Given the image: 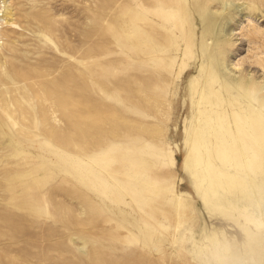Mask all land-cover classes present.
<instances>
[{
	"label": "rangeland",
	"instance_id": "374dc122",
	"mask_svg": "<svg viewBox=\"0 0 264 264\" xmlns=\"http://www.w3.org/2000/svg\"><path fill=\"white\" fill-rule=\"evenodd\" d=\"M199 1L169 0L175 37L160 47L134 26L141 0H0V76L24 80L3 89L28 99L36 80L75 101L70 120L54 108L57 140L35 97L14 114L28 117L20 150L0 137V264H264V0ZM59 152L69 174L53 168ZM38 162L68 185L36 196L2 176ZM32 199L35 217L17 209Z\"/></svg>",
	"mask_w": 264,
	"mask_h": 264
},
{
	"label": "bare ground",
	"instance_id": "6f19581e",
	"mask_svg": "<svg viewBox=\"0 0 264 264\" xmlns=\"http://www.w3.org/2000/svg\"><path fill=\"white\" fill-rule=\"evenodd\" d=\"M206 1H208V0H200L196 4V6L199 8V11L202 10L203 3L206 2ZM141 2H142V5H140V3H138V2H136L134 4L133 10H132L133 23H134V26L137 28V33H142V27L144 26L145 28L149 29V31H148V42L149 43L150 42H155L156 38H155L154 34L151 32V30L155 29V34L159 38V41L161 43V44H159V46L161 47L163 45V43H166V39L168 37H170V38H174L175 37L174 33L176 31V28H174V22L170 21L168 19V15L165 13V10L167 9L166 7L173 5V3H172L173 0H171V3L168 4V5H167V3L169 2V0H141ZM163 9H164V12H160ZM199 15L201 17L203 15V13L200 12ZM172 19H174V18H172ZM216 26H217L216 23H211V22L203 24L202 25V35H203V37L206 38L207 36H210L213 33H215L216 32ZM172 53H174V52L170 48H167V49L163 48V50H162V54L163 55H165V54L166 55H171ZM198 59L202 60L203 58H202V56H198ZM172 73H173V69L171 68L170 65L167 64V65H164L163 72L160 75L163 78V76L169 75V74H172ZM188 73L189 72H187V74ZM158 75H159V73L155 74L156 77ZM62 77H63V82L61 83L60 86L62 88H66L65 92H63V93L65 95H67V91L69 90L68 87H69V84H70L71 80L68 79V76H66L65 74H63ZM20 80H22V82L24 81L23 78L20 77V76H15V77L13 76V78H10L9 76H5V75H1L0 76V111H1L0 112V117H1L0 118V135H1L0 137H8L13 142L14 147H16L17 149L20 150V145L18 144V142L20 140H22L23 137H26L24 135H28L29 134L28 132H25L24 131L25 129H23L20 126V122L24 123L23 120L24 119H28V117H24V118L20 117V119H18L17 117H15L14 114L17 113V111H19V112H21V116H27L28 113H24L23 110H25L26 106H28L29 104L33 103L32 98L35 97L38 101H40L44 105L43 108H45L48 111L52 110V111H50V113L51 114L53 113L49 118H47V119L43 118V119H45L43 122H45V127H46L45 128V132H43L44 135L47 138H53L54 140H57V136L59 134H61L62 131H58L57 128H56V125L54 124L55 119H56L54 113H57L56 111H54V108L58 107L59 108L58 110L61 112L62 117L64 119H68L69 118V120H70V115H69L70 103H74L75 101L72 98H70V97H67V96H64V95H61V94L58 95L59 92H57L54 89H51V90L45 92L44 91L45 90V86H41L40 87V85L37 83L36 80H35V82L33 81V84H32L33 93L26 92L27 94L32 95V96H28V99H25V98H22V99L21 98H17L16 99L15 98V96L19 95L20 92L22 91V89L20 87L19 88L11 87L12 88L11 90L3 89V87L6 86V85H10V86L11 85L12 86L13 85H19L18 82ZM135 80L138 81L137 75H136ZM76 82H77V80H76ZM80 82H79V84H78V82L76 83L77 86H80ZM156 84H159V83H156ZM49 85L51 87L52 86L58 87V84L55 81H53V80L49 82ZM36 86H37V88H36ZM149 87H150V84L147 83V82H144L143 84H141V87L138 88V91L139 92H142V90L145 91ZM177 88H178V86H177ZM76 93H80V92L77 91ZM79 96H81V95H79ZM8 98L10 100H8ZM12 98H14V99H12ZM150 99L154 100L155 97L152 96V97H150ZM76 100L81 101L83 103L85 102L83 99L78 97V95L76 96ZM154 102H156V101H154ZM158 102L159 103L155 104L156 107H158V105L161 104L162 101L160 100ZM15 105L18 106V109H16ZM107 111L109 112V110H107ZM103 112L105 113L106 111L104 110ZM108 112H106L107 114L106 113L105 114L106 115H108V114L110 115L111 112L110 113H108ZM183 113L187 114L188 112H187V110H183ZM111 116H113V115L111 114ZM105 121H106V119H105ZM102 123H101V125H103ZM114 128L115 127L112 128L113 131H116ZM146 131H147V129H146ZM157 133H158L157 130L151 132V134H153V135H155ZM116 135H117V133H116ZM88 136H91V132L90 131L88 132ZM10 140H8V141L10 142ZM8 141L6 140V143H8ZM62 145L65 146V147H70L71 146V144L70 145H66L63 142H62ZM73 145L74 146H78L77 143H74ZM252 149H253V153H256V152H259L260 148L258 147V144H254ZM18 153H19V151H18ZM50 157L52 158L50 161L54 164V167H53L54 169H59V170H62L64 172H67L69 174V170L70 169H69L68 156L67 155H65V154L62 155V152H59V153H57V155H50ZM1 158H3V157H0V159ZM4 159L6 160L8 158L5 157ZM263 159H264V156H263ZM27 165L28 166H24V167L15 169V170H11V169H7L6 170V168L3 169L2 170V176L4 177V180H7L8 176L11 175V174H18V175H20L19 177H17L18 181H20V182H22V181L26 182L28 180L30 181L29 182L30 183L29 188L31 190L30 194L31 195H36V196H38V192L41 191L45 186L48 187L47 185H50V183L56 182L58 180V179L53 180V179H50V178H47L48 180L45 179V176L48 174V170L44 167V163L43 162H42V164L38 162V163H32V164H27ZM10 178H12L11 181H13L14 178H16V177H12L11 176ZM58 181H59V184L68 185L69 177L65 176L64 179H61V180H58ZM6 182H10V181H6ZM46 187H45V189H46ZM20 189L23 190V189H26V188L21 186ZM43 193H45V191ZM9 195L11 196L12 192H9ZM49 195H53L54 196L55 194H53V192H52ZM48 197H47V199H48ZM102 197L103 196H100V199H102ZM86 198H87V196H86ZM89 198H90L91 202H94V199H93L94 196L93 197H89ZM50 200H51V198H50ZM40 208L42 209V207L39 205V203L37 202L36 199L35 200L34 199L29 200L28 204H23V205H18L17 206L18 210H20V211L22 210L24 212H31V213L35 212L37 209H40ZM66 208H67V206L65 207V209ZM66 210H68V209H66ZM62 211H64V209ZM263 211H264V207H263ZM33 214L34 215H32V216L35 217V213H33ZM37 214H39V212ZM32 218H30V219H32ZM38 218H40V217H38ZM33 220L35 221V218H33ZM43 221H41L42 224H43ZM46 228H48V227H46ZM47 232L48 231H46V234H48ZM1 236H2V234H0V238H1ZM46 258H48V257H46ZM19 260H22V259H19V257L15 256V257H13L10 260L11 263H9V264H21V263L24 264L25 261H21V263H20Z\"/></svg>",
	"mask_w": 264,
	"mask_h": 264
}]
</instances>
